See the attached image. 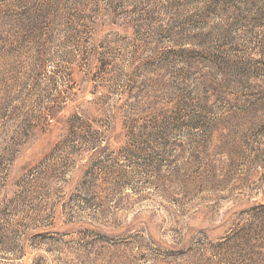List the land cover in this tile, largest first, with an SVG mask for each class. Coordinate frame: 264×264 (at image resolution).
<instances>
[{
  "label": "rangeland",
  "instance_id": "rangeland-1",
  "mask_svg": "<svg viewBox=\"0 0 264 264\" xmlns=\"http://www.w3.org/2000/svg\"><path fill=\"white\" fill-rule=\"evenodd\" d=\"M0 264H264V0H0Z\"/></svg>",
  "mask_w": 264,
  "mask_h": 264
}]
</instances>
